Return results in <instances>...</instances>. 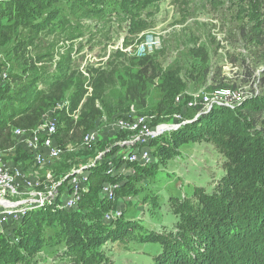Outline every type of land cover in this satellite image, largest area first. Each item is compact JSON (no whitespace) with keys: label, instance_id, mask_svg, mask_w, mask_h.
<instances>
[{"label":"trees","instance_id":"16d2710c","mask_svg":"<svg viewBox=\"0 0 264 264\" xmlns=\"http://www.w3.org/2000/svg\"><path fill=\"white\" fill-rule=\"evenodd\" d=\"M161 1L0 4V55L5 53L0 56V151L40 179L50 171L59 181L88 165L83 171L87 180L81 183L80 200L73 208L59 205L65 191L71 192L69 175L51 203L1 226L0 264H108V244L128 249L142 242L161 245L153 264H264V0H221L215 5L217 15L227 18L221 23L232 38L228 36L223 47L208 31L207 43L192 39L168 64L158 59V53L108 51L118 39L125 48L151 30L155 19L150 16L156 10L149 6ZM229 44L233 52L228 51ZM219 49L237 69L235 78L215 70L210 54ZM151 86L155 94L149 109ZM193 86L204 92L240 89L248 96L234 108L215 105L198 116L200 106L190 109L194 113L182 115L189 122L145 145L152 162L124 161L125 153L143 146L122 145L131 133L108 124L126 118L131 106L135 114L157 113L156 122L166 121L175 109V97ZM65 100L68 108L52 113L58 122L55 141L65 151L40 170L13 130L37 128L44 115ZM94 129L100 130L97 141L82 146L84 133ZM182 142L214 150L221 172L209 175L204 185L194 184L191 194L168 191L163 200L153 186L170 159H181L176 144ZM110 166L113 173H107ZM109 183H118L112 199L102 193ZM138 203L147 204V211L166 205L175 221L163 232L145 224V219L125 218V206ZM109 209H120L122 214L107 221L104 214Z\"/></svg>","mask_w":264,"mask_h":264},{"label":"rangeland","instance_id":"374dc122","mask_svg":"<svg viewBox=\"0 0 264 264\" xmlns=\"http://www.w3.org/2000/svg\"><path fill=\"white\" fill-rule=\"evenodd\" d=\"M219 2H221V0H162L155 5H151L149 7L156 10V12L150 16L151 19H155V26L151 30L141 33L139 37L134 39L132 44L130 43L129 46H127L128 48H126L130 50V55L142 56L139 52H137L138 55L136 54V49L138 50L140 43L143 40L147 41L145 47L148 48L149 45L155 41L156 45H151L154 50L152 49L146 55L158 53V59L164 64H168L174 62L177 57L182 55L184 45L187 42H191L192 39L197 38L200 39V43L201 40L203 43H207L208 31L215 36V42L219 41L220 47H223V45L229 42V39L232 41V38H230L231 33L222 25L223 22L225 23L227 21V18H222L217 15L214 9L215 5ZM230 19L231 18L228 19L229 22ZM123 37L124 36L120 38ZM131 38L129 37L128 40L130 41ZM118 40L117 42L115 41L116 43L113 46L108 47L109 52L114 48L121 49L122 39ZM227 46L229 48L228 51H234L232 44ZM85 51H87V49ZM90 53L94 55L96 50ZM2 54L0 56H2ZM210 56L211 61L216 66L215 70H217L220 76L227 75L228 77L235 78L234 74L237 69L233 66V62L230 61V58L225 57L224 54L221 53V49H219L218 52H213V50H211ZM85 62H83V66ZM201 92L204 91L202 89L195 90L193 86L179 93L177 95L181 98L179 102L175 100L177 96L174 99L175 105L178 106L174 105L175 109L166 116V119H168L166 121L156 122L157 113L156 116L155 114L152 115V113L145 115L150 118L151 121L149 120V122L151 125L172 123L178 117L180 120H183L185 119L182 116L184 113L188 116L194 113L190 110L193 108L187 106V102L195 97L199 99V95L202 94ZM154 94V86H151L147 94L149 109L152 107ZM184 104H186V106L182 107ZM131 108L133 107L131 106ZM188 143L189 142L177 143V150L178 152L181 151V159H170L164 168L158 172L153 187L159 190L160 197L163 200H165L168 195V191L177 196L183 195L184 193L191 194L194 184L204 185L209 175H214V173L215 175H219L221 172V160L214 150L210 147L203 148L197 144ZM68 149L71 150L72 147H68ZM192 164L195 167L191 166ZM201 167L204 168L203 174L201 173ZM64 196L65 194L62 195L63 199ZM146 206L147 204L142 203H138L136 206H125L123 209L124 217L142 218V221L145 219V224L148 226L155 230L166 232L167 223L175 221V216L169 213L170 208L168 209V206L163 205L160 210L153 207L152 209L148 208L147 211L145 210ZM111 211L113 212L115 210L109 209L107 212ZM107 246H109V250L107 247H105V249H107L108 264H153L154 256L161 251V245L156 242L135 243L128 249L120 248L117 243L113 244V246L109 244Z\"/></svg>","mask_w":264,"mask_h":264},{"label":"built area","instance_id":"2783aa9c","mask_svg":"<svg viewBox=\"0 0 264 264\" xmlns=\"http://www.w3.org/2000/svg\"><path fill=\"white\" fill-rule=\"evenodd\" d=\"M10 1L14 0H0V4ZM146 42L147 41L143 40L140 43L138 50L136 49L137 55V52L141 53L142 56L146 55L153 49L151 45L156 43L153 41L147 48L145 47ZM127 48L125 47L123 49V45L121 47L124 51L129 52L130 50ZM2 76L3 78H6V72H3ZM201 93L199 99L195 97L187 102V106L191 108L200 106L196 116L201 113H207L215 105L234 108L248 96L243 90H233L230 88H218L209 93ZM180 99L181 98L177 96L175 100L176 102H179ZM68 103V100L58 103L44 115L43 122L35 129L27 130L17 127L13 130V135L17 139V142L32 153L34 163L39 169H43V167L48 165L51 161L59 158L65 151V149L55 141L58 134V122L52 113L63 107L67 109ZM149 120L150 118L147 117V115L135 114L133 108H131V113H129L126 118L120 117L108 124L111 129L123 130L131 133L128 140L120 142L122 145L130 146L138 144L143 146L138 151H129L125 153L122 156L124 161L130 163L140 162L142 165L149 164L152 162L153 157L145 145L156 137L168 131L175 130L181 124L190 121L189 119H183L181 122H177L176 120H180L178 117L172 123L151 125ZM99 134V129L85 132L82 136L81 145L90 147L97 141ZM106 151L107 150L102 152L106 153ZM96 158L94 162H96ZM87 166L73 169L69 174L71 176L70 184L72 189L70 193L65 191L63 202L59 204L62 207L68 209L73 208L80 200L81 183L87 180L83 171ZM113 172L114 169L110 166L107 169V173ZM131 172L133 173V171ZM69 175H66L67 177L65 176L62 180L68 178ZM62 180L54 181L50 171L45 172V178L42 180L37 175L23 171L19 166L5 158V153L0 151V197L16 202L14 206L0 207V229L7 221H16L24 216L29 210L44 207L46 204L51 203V201L56 199L59 195L57 187ZM117 187L118 183L103 185L102 193L104 197L112 199ZM120 215L121 210L116 209L113 212H106L104 218L107 221H110Z\"/></svg>","mask_w":264,"mask_h":264},{"label":"water","instance_id":"95a60500","mask_svg":"<svg viewBox=\"0 0 264 264\" xmlns=\"http://www.w3.org/2000/svg\"><path fill=\"white\" fill-rule=\"evenodd\" d=\"M103 154H105V152H102L100 155H98V157L96 158V160L99 159V158H101V156ZM15 204H16V202H12V201H9L8 199H5V198L0 197V207L1 206H3V207H9V206H14Z\"/></svg>","mask_w":264,"mask_h":264}]
</instances>
